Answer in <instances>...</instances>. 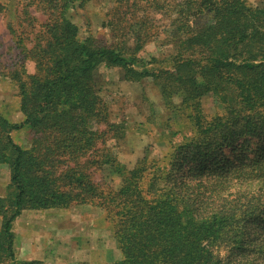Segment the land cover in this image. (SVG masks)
<instances>
[{"label": "trees", "instance_id": "trees-1", "mask_svg": "<svg viewBox=\"0 0 264 264\" xmlns=\"http://www.w3.org/2000/svg\"><path fill=\"white\" fill-rule=\"evenodd\" d=\"M89 1L39 0L42 29L30 48L21 45L35 73L17 78L24 120L0 117V165L9 170L0 196V264H39L15 257L13 223L23 211L89 203L113 224L121 253L113 264H264V8L175 0V54L164 68L147 69L136 55L141 47L128 53L77 38L70 14ZM114 1L129 9L139 0ZM24 31L16 34L28 41L32 33ZM101 65L129 82L152 78L165 99L181 96L193 136L130 171L110 153L94 157L110 133L123 135L95 91ZM209 95L224 105L222 115H203L200 101ZM23 128L34 136L29 149L10 137ZM105 166L121 177L117 190L89 173Z\"/></svg>", "mask_w": 264, "mask_h": 264}, {"label": "rangeland", "instance_id": "rangeland-1", "mask_svg": "<svg viewBox=\"0 0 264 264\" xmlns=\"http://www.w3.org/2000/svg\"><path fill=\"white\" fill-rule=\"evenodd\" d=\"M244 1L251 7L264 8V0ZM174 4L175 0H139L136 8L124 9L114 0H91L73 9L70 19L78 28L79 40L91 36L100 45H116L128 53L141 47L136 55L147 69H154L156 63L164 68L175 54V41L169 34L171 7ZM25 13L33 19L32 27H28ZM44 21L39 0H0V117L10 124H20L24 120L17 78L24 80L26 75L35 73L33 61L30 55L25 58L27 56L22 54L21 45L26 48L32 46L33 35L42 29ZM19 31L32 35L25 41L16 34ZM94 82L95 91L106 106L110 123L121 127L123 132L122 137L110 133L104 145H97L98 152L94 157L110 153L119 165L130 171L144 158L161 160L167 157L172 149L193 136L187 119L188 111L181 106L182 97L165 99L152 78L129 82L116 68L101 65L95 72ZM200 103L201 111L207 117L224 113V105L213 96H204ZM99 128L103 130L104 126ZM10 137L22 149H29L34 136L30 130L23 128L11 132ZM251 142L255 143L254 140ZM114 172L106 166L99 171L94 168L89 170L100 187L106 189L104 186L107 185L117 190L121 177ZM8 184L9 170L2 164L0 196L6 194ZM13 232L16 259L28 240L25 232L29 233L27 242L34 249L39 248L44 256L54 257L52 264H83L91 253L99 255L105 264L121 259L113 224L105 211L95 204L23 211L13 223ZM77 256L79 258H74ZM97 261L91 264H97Z\"/></svg>", "mask_w": 264, "mask_h": 264}, {"label": "crops", "instance_id": "crops-1", "mask_svg": "<svg viewBox=\"0 0 264 264\" xmlns=\"http://www.w3.org/2000/svg\"><path fill=\"white\" fill-rule=\"evenodd\" d=\"M25 236H27L28 240L29 241V233L28 232H25ZM27 241L26 244L29 246H27L25 243L23 245V250H22V253L17 255V259L19 260H23V261H34V262H37V263H43V264H52L53 263V258L52 256H44V254H41V250L39 248H36L34 249V246H32L31 244H29ZM39 244L42 245V242L39 241ZM92 253L90 255H88V259L87 261H83L84 263L86 264H91V263H96L97 259H99L97 262V264H105V262L103 260H101V257L99 255L97 256H91ZM56 259H57V255H55ZM74 258H79L78 256L77 257H74ZM47 259V260H46ZM60 263V262H59ZM83 263V264H84ZM63 264H67V262H64Z\"/></svg>", "mask_w": 264, "mask_h": 264}]
</instances>
